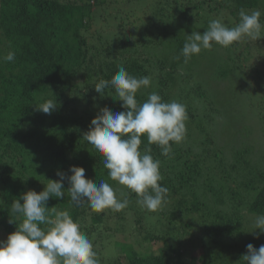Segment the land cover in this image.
Instances as JSON below:
<instances>
[{"label":"trees","instance_id":"1","mask_svg":"<svg viewBox=\"0 0 264 264\" xmlns=\"http://www.w3.org/2000/svg\"><path fill=\"white\" fill-rule=\"evenodd\" d=\"M242 8L259 10L264 25V0H148L144 7L140 0H0V57L15 53L13 62L0 61V241L20 223L10 210L13 200L29 190L41 192L47 179H59L58 171L71 175L70 166L83 167L96 184L101 179L122 189L109 180L103 157L83 135L102 108L124 110L108 97L111 88L101 94L94 89L123 65L153 82L138 92V102L156 91L187 109L186 139L172 146L170 158L150 146L161 161L168 203L149 212L127 192L129 205L114 212L112 228L106 223L111 210L96 213L72 204L65 180V197H50L46 206L69 211L100 264H123V257L127 264H245L246 246L264 244V234L250 233L256 216L264 214V171L243 159L250 146H235L227 157L221 151L222 137L213 136V129L223 113L210 91L217 82L227 83L237 100L264 108V28L251 46L248 38L227 48L214 45L187 64L181 55L186 35L202 34L213 19L233 27ZM139 12L140 24L131 27L128 19ZM100 23L114 30L92 31ZM48 99L57 103L50 115L35 110ZM263 108L253 109L262 120ZM128 214L134 216L129 226ZM115 233H128L138 247L151 246L141 254L133 243L113 239Z\"/></svg>","mask_w":264,"mask_h":264},{"label":"clouds","instance_id":"2","mask_svg":"<svg viewBox=\"0 0 264 264\" xmlns=\"http://www.w3.org/2000/svg\"><path fill=\"white\" fill-rule=\"evenodd\" d=\"M238 15L239 22L233 27H227L220 19H213L202 34L193 31L186 35L181 49L184 64L214 45L227 48L244 38L259 39L264 28L260 19L262 13L242 8ZM14 60L13 51L0 57V61ZM152 84L150 77L137 78L120 65L111 80L100 79L94 86L99 94L111 88L113 91L108 97L122 102L124 110L113 112L110 108H102L100 114L91 120L83 140L103 157L109 180L122 189L118 190L101 179L96 184L85 176L83 167L70 166L71 175L58 171L59 179H47L41 192L29 190L13 200L10 210L20 223L16 225V231L0 241V264H100L92 241L81 231L80 224L74 221L69 211L46 206L50 197H65V180L69 184L70 202L86 204L96 213L105 210L120 212L127 208V192L134 193L137 203L149 212L168 203L169 189L160 183L163 180L161 161L154 159L150 146L155 144L162 156L170 158L172 146L186 139L189 117L184 104L175 100L165 102L156 91L150 92L143 103L138 102V92ZM56 108V100L52 99L35 105L36 111L49 115ZM144 137L149 147L141 150ZM254 228L250 233H255L257 238L264 234V214L256 216ZM246 248L247 253L242 256L245 264H264V244L257 249L249 243Z\"/></svg>","mask_w":264,"mask_h":264},{"label":"rangeland","instance_id":"3","mask_svg":"<svg viewBox=\"0 0 264 264\" xmlns=\"http://www.w3.org/2000/svg\"><path fill=\"white\" fill-rule=\"evenodd\" d=\"M147 1L148 0H140V4H142L144 7V4H146ZM141 16H142V12H139L136 16L130 17L128 19V24H130L131 27L139 25L140 24L139 17ZM92 27H93L92 31H96L99 28H102L105 31L114 30L112 26L106 27V24L104 23L93 25ZM255 41L256 40H252V39L249 40L250 46L252 44H255ZM252 62L253 61H251V63ZM236 82L237 81H233L231 83V86L232 84L236 85ZM221 84L222 83H218V82L216 84H213L211 86L212 91H210L213 97L217 98V103L222 108L221 113H223L220 116L221 121H219V124H217L216 127H214L213 129L214 130L213 136L222 137L221 143H219L221 145L219 146L224 147V149L222 148L221 151L223 150L226 157L227 155L229 156L233 153V148L235 146H237V148L239 146L243 150L247 149L249 146H250L249 148H253L249 152L243 154L244 157L243 159L249 162L250 167H253V169L256 168L257 172L261 170L264 171V138L262 136V134L264 133L263 132L264 120L260 119V116H257L253 111V109L256 108L255 112L256 111L258 112L260 111V109L263 108V106H261L260 108V105L257 106L254 104V102L251 105V101H247V100L244 101L243 99H241V97H239V100H237L236 97H233V94H231L232 88L227 89L228 88L227 83H225V85L223 86H220ZM230 149L232 150L231 152L229 151ZM231 186L234 187L235 183H231ZM106 214L108 216L111 215V219L107 220L106 223L108 224V226L114 228L115 227L114 219L116 218V215L114 214V212H112L110 215L107 212ZM133 218H134L133 215L132 216L130 214L127 215L125 220H126V224L128 223V226L130 224V221L133 220ZM144 227L147 228V224L144 223ZM197 235H200V232H198ZM115 236L116 237H114L113 239L125 243H131V244L133 243L141 254L146 253L149 250V247L151 246L146 243L145 244L143 243L142 245H140V247H138V245L135 243V239L132 238L128 233H122V234L118 233ZM189 258H190L189 255L185 256L186 260H188ZM121 260L123 264H127L124 257Z\"/></svg>","mask_w":264,"mask_h":264}]
</instances>
